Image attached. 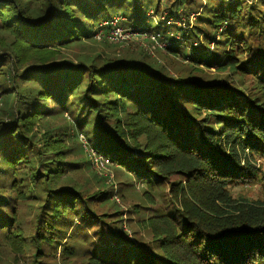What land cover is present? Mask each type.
<instances>
[{"label":"trees","instance_id":"1","mask_svg":"<svg viewBox=\"0 0 264 264\" xmlns=\"http://www.w3.org/2000/svg\"><path fill=\"white\" fill-rule=\"evenodd\" d=\"M196 1L0 0V249L13 264L29 247L30 264H70L78 248L62 243L68 231L93 234V252L79 264H264V197L232 193L264 178V0L201 1L189 27ZM162 9L160 48L169 60L183 57L185 75L144 53L64 55L95 39L102 21L123 16L146 32L147 12ZM182 17L185 28L175 24ZM210 68L225 77L197 75ZM74 101L79 121L49 127ZM79 135L148 189L170 184V206L148 222L155 246L94 210L92 202L107 203L106 190L83 195L61 181L77 163ZM143 196L151 200L148 190ZM29 202L35 214L24 232L19 208Z\"/></svg>","mask_w":264,"mask_h":264},{"label":"rangeland","instance_id":"2","mask_svg":"<svg viewBox=\"0 0 264 264\" xmlns=\"http://www.w3.org/2000/svg\"><path fill=\"white\" fill-rule=\"evenodd\" d=\"M201 1L202 6H204L206 0H197V3H195L193 9L189 12V25L187 24L186 18L182 17L180 21L175 22L176 26L185 28L188 25L191 27L194 22L198 20L197 16L201 13L202 7L197 10V4L201 3ZM254 1L255 0H245V2L249 4H254ZM165 12L166 11L163 9L161 10V13L157 15L153 10L147 12L148 17L145 22L149 23L150 26H146L148 28V30L145 29L146 32L125 26L123 21L126 18L123 16H121V19L118 20L117 23L115 18L119 16L115 18L113 17L111 21H102L92 28L91 33L93 32L95 39L93 38L90 41L84 42V46L80 50L73 47L72 49L65 51L64 55L68 60L76 62L74 57L75 54H100L105 57L116 58L123 56V54H126L127 56H129V54H137L136 57H139L140 53H144L142 55L145 56L140 57H145L146 60L151 63L152 61H155L165 66L169 73L175 74L177 72L180 75H185L188 69L184 68L186 64L184 63L183 57L179 56L174 58L178 60H169L164 55V49L160 48V46L164 45L163 43H160L162 40L164 41V37L163 39L162 35L159 36V38L156 37L158 29H156L155 26L162 24L167 15ZM111 22L116 25H110ZM169 23L170 20L167 21V24ZM113 27H115V31L120 32V36L118 35L117 40L112 39L115 32H112ZM121 41L124 43L120 44ZM200 43L201 41H194V44L199 45ZM213 47L214 45L211 44L210 51ZM197 75L208 81H215L217 79L220 80L219 78H224L226 73H221L214 68H210L205 69L202 73H198ZM245 84L247 85L248 82ZM68 108L70 109V112L65 111V115H51L46 120L49 127L55 126L54 129H56V127H61V125L66 121H79V119L76 118L80 108V106L78 107V102L74 101V103L68 106ZM41 125H37L36 127L39 128ZM68 135L72 136V133H69ZM79 138V140H75L77 150L74 152L73 149V156L70 157V160L73 158V162L75 161L77 163L69 167L70 170L67 171L66 176L61 178V181L68 180L69 184H72L79 189L82 188L81 192L83 195H92L96 192L106 190L108 196L107 203L103 202L98 204L97 202H92L94 210L101 213L104 212L111 214L109 219L111 221L118 220V222H115L114 225L122 227L129 239L135 242L145 243L149 246H155L156 242L152 239L148 222L150 223V218L155 213L160 210L166 211L170 206V198L168 196L170 184L163 182L161 184H155V186L148 189L143 182L134 178L126 169L113 165L111 162L104 161L103 165H99L97 168L93 160L95 157L93 158V156L97 157L99 155L86 144V140L81 135H79ZM89 141L92 142L93 139H90ZM69 144L71 143L69 142ZM262 166L264 167V162L262 163ZM176 181L177 178H172L171 180V182ZM146 190H148L149 194H151L150 201L145 200L143 196V192ZM232 193L234 196H242L248 199L262 198L264 197V178H261L253 184H237L232 188ZM19 210L21 212V227L24 232H29L30 224L34 219V208L31 207V203L29 202L21 204ZM91 233L92 232L89 231L86 235L85 232L81 231L79 234L74 235L69 231L67 232L62 243L67 240L69 245L73 244V246L78 248L76 255L71 259L70 264H79L84 262V252L86 249H88L89 252H93L95 243L92 241L93 234L91 235ZM154 249L157 250L156 247ZM32 254L31 247L14 254L16 260L19 261V263L15 264H30L33 260ZM11 258L12 254L7 248L0 249V264H13ZM56 258L58 259L57 264H66L61 260V258ZM131 261H135V256L131 259ZM48 263L54 264L52 260L48 261Z\"/></svg>","mask_w":264,"mask_h":264},{"label":"built area","instance_id":"3","mask_svg":"<svg viewBox=\"0 0 264 264\" xmlns=\"http://www.w3.org/2000/svg\"><path fill=\"white\" fill-rule=\"evenodd\" d=\"M116 19V23L118 22V20H120L121 19V17H117V18H115ZM110 25H116V24H113V22H111V24ZM112 32H114L116 29H115V27H113L112 28ZM118 35L120 36V32H117V31H115L114 32V37H112V39H115V40H117V37H118ZM108 37V36H107ZM157 37V36H156ZM99 38V37H98ZM99 39H101V38H99ZM157 40V39H156ZM121 43H122V41H121ZM95 157V158H94ZM93 160H94V163H95V166L98 168L99 167V165H103V162L104 161H106V162H108L107 160H105L102 156H93Z\"/></svg>","mask_w":264,"mask_h":264}]
</instances>
